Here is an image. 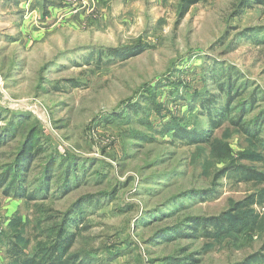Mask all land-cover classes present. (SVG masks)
Segmentation results:
<instances>
[{"label": "rangeland", "instance_id": "obj_1", "mask_svg": "<svg viewBox=\"0 0 264 264\" xmlns=\"http://www.w3.org/2000/svg\"><path fill=\"white\" fill-rule=\"evenodd\" d=\"M240 1L196 0L179 17L181 0H0V134H11L0 140V264H22L11 244L28 257L68 211V253L104 264H186V255L193 264H235L259 251L258 206L241 214L263 222L232 220L236 233L155 236L187 216L230 212L264 184L232 175L213 184L231 165L264 172L260 149L228 115L201 143L159 132L205 126L199 101L215 96L209 107L221 109L219 82L245 102L254 97L244 105L256 111L242 122L264 131V4ZM141 134L145 141L131 145ZM27 138L30 158L20 170ZM55 157L62 163L46 195L29 199ZM78 162L82 171L73 169ZM68 168L80 181L63 192ZM84 195L93 201L77 204Z\"/></svg>", "mask_w": 264, "mask_h": 264}, {"label": "trees", "instance_id": "obj_2", "mask_svg": "<svg viewBox=\"0 0 264 264\" xmlns=\"http://www.w3.org/2000/svg\"><path fill=\"white\" fill-rule=\"evenodd\" d=\"M196 0H181L180 5V11L178 12L179 17H182L183 14L186 12L188 7L193 4ZM242 1V2H241ZM240 7H244L247 5L249 0H241ZM260 4H264V0H252ZM140 50V48H136L135 51H132L129 53L128 57H131L133 55H136V53ZM127 57V56H126ZM125 57V58H126ZM219 95H225V104L220 109L215 106L210 105L212 104L215 96L210 95L208 99L199 101V114L205 117V122L207 123L205 126L200 128L199 130L192 129L188 130L184 127H177V128H161L160 133L169 134L170 141H174V139L183 140L187 144H194V143H201L204 141H207L210 138L211 132L218 126L221 125L222 120L225 118V116L228 117V121L231 122L233 125H237L240 128L239 130L242 131L243 134L248 139H251L254 143H256L259 150V160H262L264 158V131L261 130V128L256 127H250L249 122H242L245 115L248 113H252L256 111V108L250 107L248 108L244 104L246 103H252L254 101V97H249L248 101H243L241 94L236 89H230L224 87V84L219 82L217 84ZM235 107L233 111L232 108ZM207 108V110H206ZM248 108V109H247ZM215 111V113H214ZM214 113V114H213ZM233 114V116H229L230 114ZM260 115H264V109L260 112ZM260 118H258V121ZM5 133L0 134V140H6L9 139L10 130L4 129ZM156 132V131H155ZM157 132V133H159ZM2 133V132H1ZM156 135V133H154ZM139 135V134H137ZM134 136V142L131 145H141L140 142H144L146 137L144 135L140 136ZM154 136L150 134V139H154ZM30 138V136H29ZM27 138L21 145V148L19 152L17 153V157L15 160L16 166L21 169H27L28 161L30 158V153L28 151V146L31 143V139ZM61 164L62 160L60 157H55L50 159L49 163H46L43 167L42 175L38 176L35 181L37 182V185L30 191V198L33 199L37 196L43 197L46 195L48 191V187L50 186V181L53 179L54 173L57 164ZM69 163V162H68ZM79 162L73 164L74 170L82 171L83 169L79 168ZM71 165L69 164V168ZM69 168L64 173V178L62 179V186L64 187L63 192L68 191L73 185L74 182L80 181V176L75 173H69ZM71 169V168H70ZM60 171V170H59ZM71 171H73L71 169ZM60 174V172L58 173ZM73 175V176H72ZM232 175L235 177L238 181L241 182H249L253 181L255 182V185L258 183H264V172L260 171L255 168L245 167L243 165H231L230 167H226L222 170H218L214 174V180L213 184H216L218 180L223 178V176ZM15 186H10L9 189L11 190ZM20 189V196L24 197V194L22 191H24V187L19 186L18 191ZM212 188L208 190H191L190 192H187L186 194H181V196H199L201 194H207L211 191ZM27 191H29L27 189ZM5 193H8L6 191ZM179 195L175 196V200H178ZM86 198V199H85ZM94 198L93 195H84L83 198L78 201L79 203H85L87 199H91L89 201H93ZM173 198V199H174ZM84 199V200H83ZM76 204V205H77ZM232 210L227 213H222L218 216H211V217H184L181 219L180 222L173 225L172 227H165L162 230L158 231L155 236H160L163 233H169V231L175 232L176 236L181 237L183 235H191L193 236V233L196 238H200L202 236H208V237H214L217 235L222 234H232L239 232L236 229H231L229 226V223L232 220L236 221H242L244 219L250 220L252 217H254L253 221L255 222H263V217H260V220H257L256 216H247V218H244L241 214L243 211L246 212H254V206H258L260 208L264 209V184L262 187L257 188L256 191L249 193L244 198L234 201L231 204ZM69 211L64 215V219L61 221V223L57 226L56 232L53 229L48 230V234L46 236L47 243L43 244L42 246L38 247L35 252L29 254L28 257H25L23 254H20L19 256H16L17 254L21 253L18 248V244L14 242V244H11V251H13V255L15 256V259H18L20 257L22 264H104L101 261L100 258H94L90 255H84V254H78V253H68V249L71 246L72 242V235L67 230L68 225V215ZM149 213V212H148ZM152 215V214H151ZM245 215V214H244ZM149 216V215H147ZM146 216H142L139 221L144 222ZM148 222V221H147ZM146 222V223H147ZM250 228V226L248 227ZM201 230H204L203 232ZM50 231V232H49ZM52 231V234H51ZM170 235V234H169ZM198 235V236H196ZM171 238L170 236L165 235L163 236V240ZM264 251V242L261 245L259 251L255 254L250 255L249 257L245 258L243 261L235 264H252L253 262L262 263L261 261H264V254L262 253ZM184 263L186 264H193V256L192 255H186L184 260Z\"/></svg>", "mask_w": 264, "mask_h": 264}]
</instances>
